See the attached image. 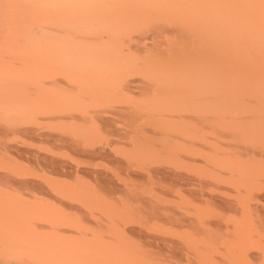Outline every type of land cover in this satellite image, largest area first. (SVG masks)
<instances>
[{
  "label": "rangeland",
  "instance_id": "1",
  "mask_svg": "<svg viewBox=\"0 0 264 264\" xmlns=\"http://www.w3.org/2000/svg\"><path fill=\"white\" fill-rule=\"evenodd\" d=\"M18 1L0 0V264H264V88L202 87L196 6L34 35Z\"/></svg>",
  "mask_w": 264,
  "mask_h": 264
},
{
  "label": "bare ground",
  "instance_id": "2",
  "mask_svg": "<svg viewBox=\"0 0 264 264\" xmlns=\"http://www.w3.org/2000/svg\"><path fill=\"white\" fill-rule=\"evenodd\" d=\"M18 4L30 5L34 35L40 34V30L71 25L80 28L129 26L131 23L120 20V13L156 7L154 0H22ZM195 6L196 78L213 79L202 87L263 89L264 0H178L173 5V13L192 15ZM194 15L190 17L192 21H195ZM132 25L140 23L134 21ZM19 256L18 253L10 255Z\"/></svg>",
  "mask_w": 264,
  "mask_h": 264
}]
</instances>
